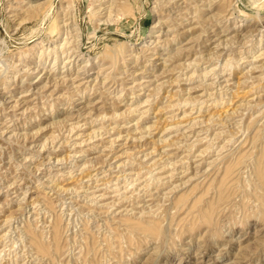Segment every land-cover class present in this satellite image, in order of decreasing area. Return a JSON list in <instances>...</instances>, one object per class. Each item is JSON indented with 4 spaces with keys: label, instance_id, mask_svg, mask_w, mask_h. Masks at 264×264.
I'll list each match as a JSON object with an SVG mask.
<instances>
[{
    "label": "rangeland",
    "instance_id": "rangeland-1",
    "mask_svg": "<svg viewBox=\"0 0 264 264\" xmlns=\"http://www.w3.org/2000/svg\"><path fill=\"white\" fill-rule=\"evenodd\" d=\"M0 264H264V0H0Z\"/></svg>",
    "mask_w": 264,
    "mask_h": 264
},
{
    "label": "bare ground",
    "instance_id": "bare-ground-1",
    "mask_svg": "<svg viewBox=\"0 0 264 264\" xmlns=\"http://www.w3.org/2000/svg\"><path fill=\"white\" fill-rule=\"evenodd\" d=\"M109 12H110V11H109ZM106 14H107V13H106ZM110 17H111V16H110ZM98 22H99V21H98ZM71 23H72V22H71ZM66 35H67V34H66ZM153 37H156V36H155V35H151V36H150V38H153ZM65 46H66V45H65ZM73 46L75 47V45H73ZM73 46H72V47H73ZM62 50H63V49H62ZM66 50H67V49H66ZM71 50H72V49H71ZM71 50H70V51H71ZM77 50H78V48H77ZM77 50H76V51H77ZM72 51H73V50H72ZM64 52H65V51H64ZM66 53H67V52H66ZM41 54H42V53H41ZM56 55H58V54H56ZM40 56H41V55H40ZM62 56H63V55H62ZM77 57H78V55H77ZM56 59H57V58H56ZM66 60H67V59H66ZM70 63H71V62H70ZM10 64H11V63H10ZM10 67H11V66H10ZM198 112H199V111H198ZM193 122H194V121H193ZM44 148H45V147H44ZM67 160H68V159H67ZM57 161H58V160H57ZM63 161H64V160H63ZM85 166H86V165H85Z\"/></svg>",
    "mask_w": 264,
    "mask_h": 264
}]
</instances>
